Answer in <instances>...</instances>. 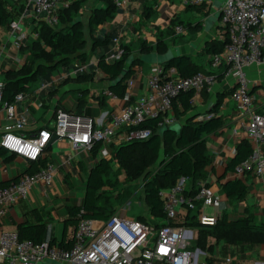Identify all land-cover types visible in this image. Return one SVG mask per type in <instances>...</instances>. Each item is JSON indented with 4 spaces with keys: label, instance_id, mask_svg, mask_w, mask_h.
I'll return each mask as SVG.
<instances>
[{
    "label": "built area",
    "instance_id": "2783aa9c",
    "mask_svg": "<svg viewBox=\"0 0 264 264\" xmlns=\"http://www.w3.org/2000/svg\"><path fill=\"white\" fill-rule=\"evenodd\" d=\"M9 1H22L23 7L18 18L9 23L8 48L4 52L21 66L27 56L18 54L24 42L28 37L37 38L36 30L41 22L55 27L58 12L68 3L66 0ZM111 1L116 7L122 4L121 0ZM209 1L185 0L184 4L200 6ZM220 21L225 31L224 45L218 54L211 56L210 67L222 66V77L232 81L229 96L237 110L232 132L241 134L251 148L247 159L237 164L232 173L235 177L252 174L264 178V114L255 108L247 76L248 68L264 67V0H222ZM173 29L178 34L184 32L181 25ZM111 42L113 49L104 56L107 63L121 58L124 52L118 37ZM88 68L87 63L72 62L67 72L78 75ZM216 81L214 73L180 76L174 67L156 68L146 79L147 90L143 94L133 95L134 80L132 77L126 80L125 102L121 107L104 111L99 118L59 108L50 126H42L28 135L24 133L25 112L16 109L24 95L18 93L11 102L3 101L4 80L0 78V104L6 120L0 133V147L33 162L51 141H66L76 150H90L98 142L101 156L109 158L111 144L143 141L151 135L150 128L141 127L143 122L155 120L159 128L174 124L175 119L168 115L173 100L183 93H192L190 101L193 102L195 95L209 91ZM103 95L111 100L120 99L109 89ZM212 116L206 113L197 120ZM53 175L54 166L46 164L34 173H23L0 186V222L12 205L28 197L32 186H49ZM196 185L192 196L187 195L189 186L185 178L158 192L167 222L159 227L150 223L154 221L152 217L143 222L117 212L105 220L81 218L72 231L68 247L19 239L16 229L0 225V264H208L188 249L190 230L178 222L179 216L183 220L189 211L197 212V220L203 226H214L217 222V217L203 214L202 210L218 208L219 197L203 181Z\"/></svg>",
    "mask_w": 264,
    "mask_h": 264
},
{
    "label": "crops",
    "instance_id": "0c3cea01",
    "mask_svg": "<svg viewBox=\"0 0 264 264\" xmlns=\"http://www.w3.org/2000/svg\"><path fill=\"white\" fill-rule=\"evenodd\" d=\"M66 1L68 5L81 1L79 13L87 12L86 19L90 9L104 6V0ZM121 2V6L116 7L117 11L112 19L98 26L93 34L97 39L108 38L107 43L93 47L90 36H87L88 41L84 51L89 68L83 73L86 74L83 78L77 80L75 78L77 75L70 74L65 67H59L32 84L30 92L17 103V111L25 112L27 117L24 133L29 135L42 126H50L59 108L99 118L104 111L123 105L124 95L119 100H111L103 95V92L109 89L111 81L95 66L100 55L104 57L113 49L110 38L118 37L121 45L133 51L136 50L138 42L145 41L152 44L160 39L167 45V50L173 57L186 55L209 72L220 71V68L210 67L211 54L207 53L206 45L211 41L225 40L224 27L220 21L222 0H210L200 6L185 5V0H155L151 6L152 16L149 19L144 17L143 8L151 0H121ZM4 10L12 12V7L6 3ZM172 21L175 25L183 26L184 32L176 33ZM29 25L33 26L32 21ZM8 39V26L0 25V78L2 79L5 71L20 67L4 52L8 48ZM18 54L21 55V52ZM156 68H159V64L145 63L140 67H133L134 73L131 76L134 80L133 95L146 92V79ZM247 76L254 96L255 108L258 112L264 113V67L248 68ZM232 85V81L222 77L209 91H205L204 96L201 92L194 96L193 102L189 101L193 109L185 116H180L182 106L179 99L175 100L168 115L175 119V123L182 124L191 116L198 117L208 113L216 100V95L225 93L217 113L223 121V127L205 136V149L210 156V162L205 167V177L201 180L219 197L220 206L209 208L208 213H205V209L202 212L209 216L214 215L217 220L225 215L229 222L249 218L254 224H260L264 223V178L252 174L235 177L232 171L226 169L227 163L235 156L237 145L243 140L241 134L236 135L232 132L237 115L236 106L229 96ZM78 90L87 91L82 105L78 102V95L74 93ZM5 122V112L0 104V133ZM114 147H116L114 144L110 145V157L105 158L106 160L111 159ZM100 148L101 146L94 157L90 150H76L66 141H51L39 158V162L54 166L51 184L32 186L28 197L12 205L0 225L5 229H16L23 223L43 224V241L54 240L56 243L64 242L69 245L73 230L68 228L66 232L64 231V221L68 216L67 207L82 204L88 173L99 158H104L100 154ZM29 164L14 154L0 153V185L14 181L19 175L26 173ZM235 178L241 179L247 187V194L240 201L227 198L220 187L221 184ZM34 211L39 212L38 216L33 214ZM150 218L149 214L148 219ZM38 219H41L40 222H37ZM178 219L180 224L185 222L181 215ZM183 226L190 230L188 249L194 252L200 261L208 264H264V241L250 243L225 240L207 233L209 227ZM201 232H206V235L204 234L199 243L198 237Z\"/></svg>",
    "mask_w": 264,
    "mask_h": 264
},
{
    "label": "trees",
    "instance_id": "16d2710c",
    "mask_svg": "<svg viewBox=\"0 0 264 264\" xmlns=\"http://www.w3.org/2000/svg\"><path fill=\"white\" fill-rule=\"evenodd\" d=\"M21 2H9L6 0L1 2L0 0V25L9 26L10 21L14 20L21 12L23 7ZM154 2L155 0H151L150 5H145L143 8V15L146 19L152 16L151 6ZM6 3L10 4L12 12H5ZM80 3L81 1L72 2L58 12L59 26L50 27L41 22L38 29H35L37 38L31 39L29 44L22 46L20 49L21 54H27L24 63L17 69H9L3 73L4 87L1 93L3 101L11 102L18 93L28 94L31 85L50 71L59 67L67 68L72 62L87 63L86 52L84 51L87 43L83 32L84 27H86L87 34L91 38L93 47L103 46L107 43L108 38L97 39L93 37V34L98 26L112 19L117 11L116 6L111 0H104L103 7L90 9L84 24L76 18L81 9ZM171 24L175 25V22L172 21ZM223 45L224 42L211 41L206 45V51L213 56L222 50ZM122 47L124 52L121 58L111 63H106L103 55H100L95 63L96 68L109 77L111 81L109 90L119 97L124 95L125 82L134 73L133 67H140L145 64L140 60V56L152 52L164 54L168 49L167 45L160 39H157L152 44H148L145 41L138 42L135 51L124 45ZM209 62H211V58ZM128 63H130L129 66ZM169 67H174L180 76H191L197 72H203L214 73L216 80L222 78V66L219 67L220 71L209 72L203 66L195 64L186 55L174 57L159 65L162 70ZM123 70L125 72L122 79L116 81ZM83 75L86 74H78L75 78L77 80L81 79L84 77ZM74 93L78 95V102L82 105L87 91L78 90ZM204 95L205 91L203 92ZM224 96L225 93L216 95V100L208 111V113L213 114L210 119L198 121L197 116H191L184 123H178L180 125L178 131L167 128L162 132V128H159L156 123L157 121L147 120L141 125V127L151 129V135L146 140L117 145L113 148L111 159L99 158L88 173L82 204L67 207L68 216L64 221V231L66 232L68 228L74 230L78 220L81 218L105 220L115 213L114 209L106 201H101L104 178L111 170V162H116L127 171L135 169L137 172H141L145 168H152V170L146 172L144 177V203L148 207L150 216L154 219L150 223L155 228L167 223L163 212V201L158 196V192L161 189L171 187L180 178L188 179L189 189L187 195L192 196L196 192V184L204 179L205 167L210 162V156L205 149V136L223 127V121L217 116V113ZM191 97L192 93H183L176 98L179 99L182 106L180 116H185L189 110L193 109L189 104ZM175 100H173L172 106ZM99 146L100 144L96 142L90 149L94 157L97 155ZM4 152L6 151L0 147V153ZM250 152L251 148L248 142L242 140L236 147L234 158L227 163L226 169L232 171L237 164L247 159ZM39 160L29 162L30 166L26 173H34L40 167H44L45 162H39ZM220 187L227 198L233 201L243 200L247 194L246 184L241 179L235 178L226 181ZM33 214L38 216L39 212L34 211ZM136 218L143 222L146 221L141 216ZM196 218L197 212L189 211L184 218L185 222L179 223V225H187L194 228L200 226L209 227L210 229L207 233L225 240L248 241L250 243L264 241V223L254 224L249 218L229 222L226 216L223 215L214 226H203L199 224ZM40 220L38 219L37 222H40ZM16 230L19 239H28L33 242L44 240L43 224L23 223L18 225ZM204 234L206 235V232L199 233V243L202 237L205 236ZM47 242L61 247H68V244L64 242L56 243L54 240Z\"/></svg>",
    "mask_w": 264,
    "mask_h": 264
},
{
    "label": "rangeland",
    "instance_id": "374dc122",
    "mask_svg": "<svg viewBox=\"0 0 264 264\" xmlns=\"http://www.w3.org/2000/svg\"><path fill=\"white\" fill-rule=\"evenodd\" d=\"M86 16L87 12H80L76 18L85 24ZM57 26H59L58 23ZM83 32L85 40L88 41L86 27H84ZM31 39L33 38L28 37L23 46L29 44ZM111 163V170L104 178L101 201H106L114 209V212L126 215L128 218L134 219L142 216L148 219V207L144 203L143 198V184L146 172L152 170V168H145L141 172H137L135 169L127 171L121 168L116 162ZM209 208H204L205 213H208Z\"/></svg>",
    "mask_w": 264,
    "mask_h": 264
},
{
    "label": "water",
    "instance_id": "95a60500",
    "mask_svg": "<svg viewBox=\"0 0 264 264\" xmlns=\"http://www.w3.org/2000/svg\"><path fill=\"white\" fill-rule=\"evenodd\" d=\"M174 57L171 55V52L169 50H167L164 54H157L155 52L146 54V55H142L140 56V60L145 62V63H156V64H162L165 61H169L171 59H173ZM130 65V63H128V66ZM125 70H123L121 72V75L119 76V78L116 81H120L123 77ZM170 129L173 131H178L180 129V125L178 123H174L170 126H164L161 129V132L166 130V129Z\"/></svg>",
    "mask_w": 264,
    "mask_h": 264
}]
</instances>
